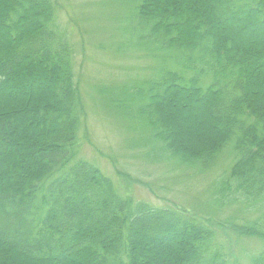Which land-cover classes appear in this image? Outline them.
I'll use <instances>...</instances> for the list:
<instances>
[{
  "label": "trees",
  "instance_id": "trees-1",
  "mask_svg": "<svg viewBox=\"0 0 264 264\" xmlns=\"http://www.w3.org/2000/svg\"><path fill=\"white\" fill-rule=\"evenodd\" d=\"M129 3L114 29L156 63L106 88L108 103L152 158L200 174L226 151L212 201L242 217L134 200L79 156L87 106L69 32L52 0H0V264H264V0ZM179 97L204 115H178ZM241 238L262 246L235 254Z\"/></svg>",
  "mask_w": 264,
  "mask_h": 264
},
{
  "label": "rangeland",
  "instance_id": "rangeland-1",
  "mask_svg": "<svg viewBox=\"0 0 264 264\" xmlns=\"http://www.w3.org/2000/svg\"><path fill=\"white\" fill-rule=\"evenodd\" d=\"M130 1L52 0L55 21L69 32L74 45L75 78L86 96L87 114L80 132L78 155L97 165L122 194L134 200L155 206L186 208L215 223L233 217L240 220L242 214L235 206L220 209L212 201V183L231 164L226 151L216 167L200 174L167 158H152L149 154L155 147L145 142L147 135L130 127L128 118L108 103L104 94L106 88L149 77L156 63L144 57L143 52L124 50L125 31L114 29L122 12L126 18ZM176 101L178 115L192 118L203 114L180 97ZM12 158L10 156L8 161ZM215 228L218 230L216 225ZM232 243L234 253L241 255L255 252L262 246L255 238H241Z\"/></svg>",
  "mask_w": 264,
  "mask_h": 264
}]
</instances>
